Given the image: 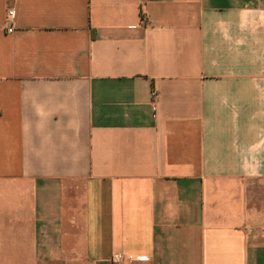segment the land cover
Here are the masks:
<instances>
[{
  "label": "crops",
  "instance_id": "0c3cea01",
  "mask_svg": "<svg viewBox=\"0 0 264 264\" xmlns=\"http://www.w3.org/2000/svg\"><path fill=\"white\" fill-rule=\"evenodd\" d=\"M115 254L264 264V0H0V264Z\"/></svg>",
  "mask_w": 264,
  "mask_h": 264
},
{
  "label": "built area",
  "instance_id": "2783aa9c",
  "mask_svg": "<svg viewBox=\"0 0 264 264\" xmlns=\"http://www.w3.org/2000/svg\"><path fill=\"white\" fill-rule=\"evenodd\" d=\"M13 16H14V11L10 10L8 12V17L12 18ZM8 32L9 33L14 32L13 27L9 28ZM155 95L156 94L154 93V96ZM137 261H145V259L144 258H135V257H131V256H124L123 254H115L112 257V263L113 264H125L126 262L129 263V264H133V263H135Z\"/></svg>",
  "mask_w": 264,
  "mask_h": 264
}]
</instances>
